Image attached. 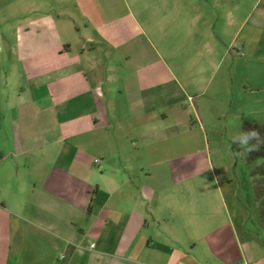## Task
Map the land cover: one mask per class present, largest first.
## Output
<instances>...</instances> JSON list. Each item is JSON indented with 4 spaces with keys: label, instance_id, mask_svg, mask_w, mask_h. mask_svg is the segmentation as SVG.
I'll use <instances>...</instances> for the list:
<instances>
[{
    "label": "crops",
    "instance_id": "crops-1",
    "mask_svg": "<svg viewBox=\"0 0 264 264\" xmlns=\"http://www.w3.org/2000/svg\"><path fill=\"white\" fill-rule=\"evenodd\" d=\"M158 1L153 12L203 26L210 54L223 45L241 70L264 67V0ZM111 2L2 0L0 264H264L249 262L264 234L249 227L236 181L226 195L206 150L194 164L178 155L196 129L185 138L192 117L176 72H106L114 67L84 47L92 38L74 47V12L116 20ZM247 90L243 106L260 116L264 100ZM199 94L205 130L223 116L222 100ZM208 177L219 197L187 206L171 194Z\"/></svg>",
    "mask_w": 264,
    "mask_h": 264
},
{
    "label": "rangeland",
    "instance_id": "rangeland-1",
    "mask_svg": "<svg viewBox=\"0 0 264 264\" xmlns=\"http://www.w3.org/2000/svg\"><path fill=\"white\" fill-rule=\"evenodd\" d=\"M255 1L251 0V7ZM108 2L111 1L107 0V4ZM153 2L154 0H112L111 3L119 8L114 14L116 20L106 17L105 22L96 13L83 14L75 11L80 35L74 47L82 48L83 40L92 38L95 44L87 43L84 47L87 52L94 51L93 55L105 58L106 67H114L113 71L106 72H176L180 82L186 87V108L192 117V123L185 129V138H190L189 129H196L191 145H187L178 155L184 156L182 159L187 164H194L199 158L197 150H206L207 161L214 165L216 180L221 183L224 193L227 195V179H234L239 186V197L249 211V227L262 232L258 222L259 206L252 199L254 194L251 186H254L256 179L249 174L255 168V163L248 162V152L240 156L234 154L243 149L232 142V137L243 131L246 124L264 125V105L257 108L260 116L253 115V106H243L247 101L243 92L244 85L247 91H254L249 95L250 100L258 94L264 100V67L257 72L251 68L241 70L236 67L238 62L235 65L230 56H223V45H217L216 52L210 54V48L214 45L206 35H202L201 32L205 31L203 26H198L197 29L185 28L176 14H166L162 10L153 12L154 8L150 7ZM263 4L259 2L258 9ZM0 5H3L2 0ZM158 6H161L159 1ZM92 46L95 50H92ZM212 61L214 64L211 65ZM232 64L235 65L233 71L230 70ZM202 91L205 100L210 97L222 100L223 112L220 120L210 117L205 130H200L194 113L197 100H203L199 94ZM188 96H191V100ZM169 157L174 158L172 153ZM193 183L191 178L172 186L171 194L175 190L180 201L187 206L194 199L219 197L218 191L213 187V179H204L205 184L200 188ZM260 238L262 243L254 245V257L249 258L250 263L264 259V235ZM234 246L238 250L236 242Z\"/></svg>",
    "mask_w": 264,
    "mask_h": 264
},
{
    "label": "trees",
    "instance_id": "trees-1",
    "mask_svg": "<svg viewBox=\"0 0 264 264\" xmlns=\"http://www.w3.org/2000/svg\"><path fill=\"white\" fill-rule=\"evenodd\" d=\"M259 133L261 141H264V125L246 124L244 125V132L253 131ZM250 144H257V141L251 140ZM248 162L255 163V168L250 172V176L256 179L253 187V194L255 201L259 206V222L264 234V143H260L257 150L248 152Z\"/></svg>",
    "mask_w": 264,
    "mask_h": 264
},
{
    "label": "clouds",
    "instance_id": "clouds-1",
    "mask_svg": "<svg viewBox=\"0 0 264 264\" xmlns=\"http://www.w3.org/2000/svg\"><path fill=\"white\" fill-rule=\"evenodd\" d=\"M254 139L257 141V144H250L249 142ZM232 142L237 143L239 147L243 149V151L234 153L236 156L244 155L247 152L257 150L259 144L264 143V141H261L259 133L255 130L248 132H239L238 134L232 137Z\"/></svg>",
    "mask_w": 264,
    "mask_h": 264
},
{
    "label": "built area",
    "instance_id": "built-area-1",
    "mask_svg": "<svg viewBox=\"0 0 264 264\" xmlns=\"http://www.w3.org/2000/svg\"><path fill=\"white\" fill-rule=\"evenodd\" d=\"M93 247V246H92Z\"/></svg>",
    "mask_w": 264,
    "mask_h": 264
}]
</instances>
